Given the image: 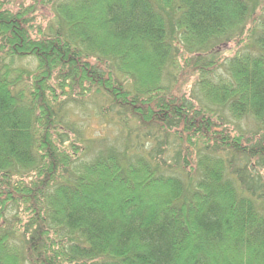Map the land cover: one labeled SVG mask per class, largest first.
Returning a JSON list of instances; mask_svg holds the SVG:
<instances>
[{
    "label": "trees",
    "instance_id": "16d2710c",
    "mask_svg": "<svg viewBox=\"0 0 264 264\" xmlns=\"http://www.w3.org/2000/svg\"><path fill=\"white\" fill-rule=\"evenodd\" d=\"M44 1L0 0V264H264V145L231 123L264 126V0ZM90 102L121 139L93 159Z\"/></svg>",
    "mask_w": 264,
    "mask_h": 264
},
{
    "label": "rangeland",
    "instance_id": "374dc122",
    "mask_svg": "<svg viewBox=\"0 0 264 264\" xmlns=\"http://www.w3.org/2000/svg\"><path fill=\"white\" fill-rule=\"evenodd\" d=\"M3 1H5L6 6L15 10H17L19 7H26L29 9L35 7L36 8L35 15H38V21H40L43 24H46L53 18L51 6L44 0H3ZM258 13H260L259 9L257 15ZM254 26H255V21L253 17L248 21L245 31H243V33L242 32L240 33V36L237 40H235L236 38H231V40L228 41L226 40V38H224L220 40L221 42L220 41L215 42V46L220 45L222 42L224 43L230 42V44L224 46L225 48L223 50V54L221 53V56L222 57L232 56L236 51L247 50V48H249L252 42L251 37L249 36L250 35L249 30H252ZM182 61L183 59L180 60V64ZM94 110H96V106L94 103L90 102L82 112L80 111V113H83L85 115L82 118L83 123L86 124V127H89V130H87L86 134H88V136L95 135V137L97 138L98 137L97 134H100L102 126L108 127V131L102 132L104 134V139L102 138L103 140H98L99 138L95 139L94 149H92V152L89 154L91 159H93V157L98 156L100 151L107 150L108 149L107 145H111V144L115 145L119 141H121L119 130L115 125L110 124L108 122V117L100 119V117L102 116L100 117L93 116L92 118L88 116L89 114L90 115L94 114L95 113ZM231 123L232 126L234 127L240 126L244 128V131L246 133H251L253 131L255 133V134L253 133L252 135L253 137L258 135V138L256 137L258 144L264 145V126L261 123H259V121H256L253 118H247V119L242 118V120L240 121L232 119ZM98 126H100V128ZM137 126L139 128L140 124H137ZM126 130L127 129H125L124 131ZM121 133L122 135H124V132ZM174 141L175 140L173 138H171L169 141L164 140V143L161 144L162 145L161 147L157 148L156 152L157 155H159L160 157L165 156L166 160L171 165H174L175 163H179L180 165H182V161L185 160L186 149L184 148L182 155L179 156V151L181 150V148L176 146ZM181 147L183 146L181 145ZM188 161L189 164L193 163L194 165V160L191 161L188 160ZM244 163H245L244 166L246 168L244 173L245 178L248 182L250 181L256 182L258 186L256 190L257 191L256 195L260 196V198L257 199V204L259 205L261 210H264V194H262L264 193V157L263 158L256 157L253 159L251 158L248 159V162H244ZM183 164L184 165L187 164V161H185Z\"/></svg>",
    "mask_w": 264,
    "mask_h": 264
}]
</instances>
